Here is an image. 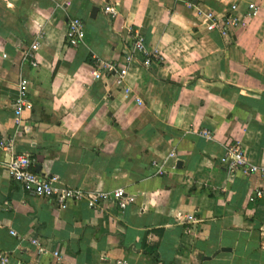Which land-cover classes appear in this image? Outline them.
Wrapping results in <instances>:
<instances>
[{
  "label": "crops",
  "instance_id": "obj_1",
  "mask_svg": "<svg viewBox=\"0 0 264 264\" xmlns=\"http://www.w3.org/2000/svg\"><path fill=\"white\" fill-rule=\"evenodd\" d=\"M251 3L255 18L207 30L201 11L228 18ZM73 17L86 29L78 47L66 39ZM129 27L151 59L131 65L132 93L94 66L132 51ZM36 40L34 67L23 54ZM20 75L34 108L17 126ZM0 138L13 145L0 149V264H264V177L221 162L241 141L264 166V0H0ZM15 153L56 187L122 188L135 202L62 206L28 194L7 171ZM179 211L196 222H179Z\"/></svg>",
  "mask_w": 264,
  "mask_h": 264
},
{
  "label": "built area",
  "instance_id": "obj_2",
  "mask_svg": "<svg viewBox=\"0 0 264 264\" xmlns=\"http://www.w3.org/2000/svg\"><path fill=\"white\" fill-rule=\"evenodd\" d=\"M107 13L112 15L117 14L114 5L105 7ZM207 19V30H228L229 28L240 25L244 20L255 18L259 13V6L255 3L249 4L246 13H239L237 7H233V12L229 14L228 18H219L214 11H201ZM128 36L132 44V51L126 53L123 57L116 60H106L96 58L94 66L96 68L95 75L97 78L105 76H114L116 85L122 88L126 93H132L133 89L128 85L127 79L130 75V67L136 61L139 53L145 54L143 64L149 66L151 63L150 57L147 55V46L144 35L135 27L128 28ZM86 37V29L83 20L79 17H73L69 20L66 39L72 47H78L82 44ZM39 49V41L32 43L30 49L24 52L23 60L37 67L39 64L36 52ZM30 81L23 75H20L18 81V93L13 104L14 121L17 126L24 123V114L26 111H32L34 108L32 99L30 97ZM138 103H143L138 97L135 98ZM201 135L206 139H212L213 134L207 128L201 130ZM0 149L12 151L13 145L8 138H0ZM221 162L226 170L232 174L236 171H243L246 174L259 173L264 177V166L254 165L250 163L246 157L245 150L241 141L230 143L226 146ZM7 171L10 178L21 187L23 191L28 194L54 198L60 205H66L69 202L87 201L89 207L96 208L102 204H112L120 209H127L128 206L135 202V197L127 193L124 189L118 188L112 191H98L87 194L80 188L72 187H56V177H45L36 173L33 169L32 156L26 153L13 154L11 159L6 163ZM157 174L163 173L162 166L158 165ZM263 191L257 190L252 196V200L256 197H262ZM176 218L181 223H194L196 217L194 214H186L179 211ZM13 235L17 232L12 231ZM32 244L38 247L40 253L45 252V247L42 246L39 239H33ZM58 255V252H56ZM122 264V262H120Z\"/></svg>",
  "mask_w": 264,
  "mask_h": 264
},
{
  "label": "water",
  "instance_id": "obj_3",
  "mask_svg": "<svg viewBox=\"0 0 264 264\" xmlns=\"http://www.w3.org/2000/svg\"><path fill=\"white\" fill-rule=\"evenodd\" d=\"M98 11V8L97 7H95L94 8V13L96 14V12ZM226 250V248L224 247V248H222V249H220L219 251H217V253H216V255L218 254V253H220L221 251H225Z\"/></svg>",
  "mask_w": 264,
  "mask_h": 264
}]
</instances>
